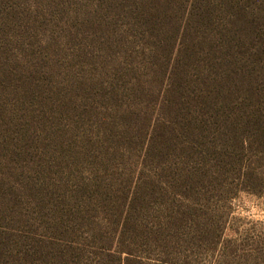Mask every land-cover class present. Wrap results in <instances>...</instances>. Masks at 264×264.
Listing matches in <instances>:
<instances>
[{
    "label": "rangeland",
    "instance_id": "obj_1",
    "mask_svg": "<svg viewBox=\"0 0 264 264\" xmlns=\"http://www.w3.org/2000/svg\"><path fill=\"white\" fill-rule=\"evenodd\" d=\"M0 264H264V0H0Z\"/></svg>",
    "mask_w": 264,
    "mask_h": 264
}]
</instances>
